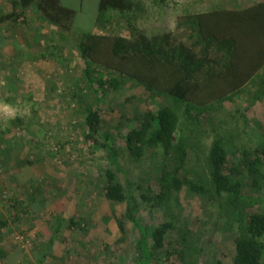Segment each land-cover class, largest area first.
I'll return each mask as SVG.
<instances>
[{
    "label": "trees",
    "instance_id": "obj_1",
    "mask_svg": "<svg viewBox=\"0 0 264 264\" xmlns=\"http://www.w3.org/2000/svg\"><path fill=\"white\" fill-rule=\"evenodd\" d=\"M158 1L165 3L154 0ZM7 2L11 10L0 9V25L26 23L28 10L35 5L41 24L50 22L67 32L76 28V12L63 7L59 0ZM143 3L98 0L93 28H77L74 48L85 65L82 81L91 91L72 94L73 113L83 120L84 140L110 155L113 168L104 170V199L124 205V217L138 227L142 253L138 264H158V254L165 249L169 234L177 237L170 255L179 264H203L205 245L222 234L234 242L232 264H263L264 212H251L250 208L256 204L264 207V145L254 133H248L247 125L248 114L264 101V0H246L238 9L214 8L224 4L209 2L203 6L205 11L196 10V1L177 17L172 31L151 37L135 28L137 17L144 11ZM124 26L133 29L129 35L122 32ZM60 37L64 43L69 41L62 34ZM63 47L55 42L38 56L62 61ZM126 78L141 88L149 101L165 98L167 104L157 110L147 107L133 120L125 116L134 125L125 135L114 138L104 132L103 101L109 94H120ZM240 96L245 97L246 106L242 111H229L227 105ZM130 101L126 98L122 104ZM113 138L121 139L123 146H117ZM190 154L194 164L189 167ZM152 167L160 169L155 178ZM244 175L258 195L242 193ZM183 189L206 198V218L197 231L190 227L180 201ZM142 203L161 214L151 232L136 218ZM99 219L113 242L124 240L122 216L113 212L110 218ZM65 226L85 231L88 222L62 217L55 225L51 223L48 248ZM10 228L9 221L1 218L0 255ZM16 239L21 241L22 237ZM213 264L225 263L216 258Z\"/></svg>",
    "mask_w": 264,
    "mask_h": 264
},
{
    "label": "rangeland",
    "instance_id": "obj_2",
    "mask_svg": "<svg viewBox=\"0 0 264 264\" xmlns=\"http://www.w3.org/2000/svg\"><path fill=\"white\" fill-rule=\"evenodd\" d=\"M59 1L66 9L76 12V28L68 32L50 22L41 24L35 5L28 10L26 23L0 25V219L11 225L1 247L0 264H38L43 257V264H138L142 258L138 248V227L124 217V205L107 203L103 196L104 170L113 168L110 155L84 140L83 120L73 113L72 94H89L91 91L89 84L82 81L85 65L74 46L78 29L89 31L93 28L98 0ZM143 1L144 11L137 17L135 28L151 37L172 31L177 17L198 0H165L164 4ZM206 1L207 4L214 0ZM0 9L11 10L7 0H0ZM132 30L124 26L122 32L129 35ZM61 34L69 41L60 40ZM34 36L39 40L35 41ZM55 42L60 47L65 46L61 52L65 59L39 58L45 47L53 46ZM54 52L61 59L60 53ZM147 96L126 78L120 94L115 97L109 94L103 101L104 132L113 134L114 138L125 135L134 125L125 116L133 120L147 107L157 110L167 104L165 98L149 101ZM126 98L131 101L122 104ZM88 99H93L92 94ZM245 106V97L240 96L227 108L236 112ZM248 119V133H254L264 145V101L254 106ZM113 142L123 146L119 138ZM193 164L194 155L190 154L187 166ZM151 174L157 177L160 169L152 167ZM241 183L244 195H258L246 175L241 178ZM153 187L155 189L156 184ZM180 201L190 227L199 230L206 218V198L183 189ZM260 206L256 204L250 211L264 212V207ZM113 212L122 216L125 222L124 240L119 238L113 242L109 229L107 231L99 219L110 218ZM62 217L84 218L88 226L85 231L65 226L48 248L51 223L55 225ZM136 218L151 232L161 214L142 203ZM16 236L22 240L18 241ZM176 244V235L169 234L165 249L158 254V264H179L170 255ZM234 255V242L228 234H222L205 245L202 263L213 264L218 258L225 264H232Z\"/></svg>",
    "mask_w": 264,
    "mask_h": 264
},
{
    "label": "crops",
    "instance_id": "obj_3",
    "mask_svg": "<svg viewBox=\"0 0 264 264\" xmlns=\"http://www.w3.org/2000/svg\"><path fill=\"white\" fill-rule=\"evenodd\" d=\"M198 1H199L198 5H197L198 9H196V10L205 11V8H203V6H205L206 2H208V1H206V0H198ZM252 1H254V0H252ZM255 1H259V0H255ZM213 4H219V5L224 4V5H221L220 7L218 6V7H214V8L238 9V8H241V5L245 6L246 0H224V2H222L221 0H214ZM211 6L209 7V9L213 8V7L211 8Z\"/></svg>",
    "mask_w": 264,
    "mask_h": 264
}]
</instances>
